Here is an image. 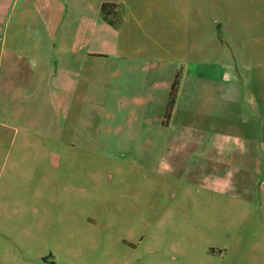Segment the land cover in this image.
Masks as SVG:
<instances>
[{
  "label": "rangeland",
  "instance_id": "1",
  "mask_svg": "<svg viewBox=\"0 0 264 264\" xmlns=\"http://www.w3.org/2000/svg\"><path fill=\"white\" fill-rule=\"evenodd\" d=\"M14 1L2 0L16 10L0 43V264H264L260 141L227 154V167L219 155L213 175L209 160L201 174L204 149L193 150L202 139L181 140L177 151L167 140L166 154L157 137L145 145L125 112L116 124L108 117L106 65L98 85L60 70L62 38L93 47L86 0H36L23 26L14 23L24 0ZM129 1L105 21L111 41L121 30L118 46L132 49L144 46V23L131 19ZM194 3L201 24L188 35L182 26V44L194 36L198 52L210 38L227 40L234 74L264 111V0ZM35 50L55 57L39 63Z\"/></svg>",
  "mask_w": 264,
  "mask_h": 264
},
{
  "label": "crops",
  "instance_id": "2",
  "mask_svg": "<svg viewBox=\"0 0 264 264\" xmlns=\"http://www.w3.org/2000/svg\"><path fill=\"white\" fill-rule=\"evenodd\" d=\"M122 1H81L85 4L82 11L86 12L87 8V19L95 24L91 43L93 47L83 49L84 41L78 35L74 40L70 39L73 45L69 47L67 37L62 38L64 51L59 59L63 75L68 77L87 74L91 76L89 80L91 85H98L101 84L99 75L106 71V65L111 76L109 104L115 106L108 116L110 121H115L112 124H116L115 117L123 111L129 129L137 130L138 136L144 137L145 145L146 140L154 137L164 141L166 145L169 142L167 140L173 139L174 143L176 141L178 144L177 147H173L175 151L179 148L178 142L181 140L202 139L200 147L196 143L193 147V150L204 149L205 157L208 156L205 162L203 161L202 175L206 172L204 170L209 168L207 160L212 161L213 165L208 174L213 175V171L219 170L217 164H221L219 155L224 156L222 161L227 167L228 160L225 157L227 154L234 151L237 153L238 150L242 154L247 153L251 141H260V145L264 146L262 101L255 98L259 95L254 94L251 97L245 95V88L241 82L243 78H238V75L234 74L235 68L238 69L240 64L236 57L233 63L229 54V42L222 37L220 40L210 38L207 45L198 52L191 49L195 47L196 37H186L182 44V26L188 35L191 26L195 28L201 24L197 21L195 0H183L189 2L187 4L189 7L185 6L183 10L181 0H130L128 11L131 13V19L135 22L142 19L141 22L144 23V46L140 44L132 49L131 45L118 46L121 30L113 32L117 35L113 36L111 41L109 35L111 26L100 14L103 3L119 5ZM36 5V0H24L23 8L19 11L14 25L19 20V25L23 26L27 17L22 12L32 10L34 12ZM10 8L14 13L16 7H8L0 0L1 44H4V30L11 16ZM206 11L211 14V6ZM182 12L186 16H182ZM83 23L78 22L80 26L87 25ZM220 28L222 29V25ZM236 33L239 34L240 30ZM255 40H259L258 36ZM32 56L39 60V63L46 59L52 62L55 53H50L47 57L35 50ZM34 66L37 70L38 66L35 63ZM262 69L264 71V67ZM178 73L176 101L169 119L166 120L170 89ZM230 73H233L231 78ZM76 84L77 90H83L78 80ZM82 94L78 92L77 97ZM230 141L234 142L235 146ZM167 147L168 145L164 147L162 154H166ZM262 148L264 150V147ZM149 150L151 152L149 147L144 146V153H149Z\"/></svg>",
  "mask_w": 264,
  "mask_h": 264
},
{
  "label": "trees",
  "instance_id": "3",
  "mask_svg": "<svg viewBox=\"0 0 264 264\" xmlns=\"http://www.w3.org/2000/svg\"><path fill=\"white\" fill-rule=\"evenodd\" d=\"M101 12H102V18L110 23L113 22V17L117 13V5L114 3H103L101 6ZM111 17V18H110ZM178 87H179V73L176 74L175 79L172 83L171 89H170V94H169V102L166 108V113H165V119L168 120L172 109L174 107L177 93H178Z\"/></svg>",
  "mask_w": 264,
  "mask_h": 264
},
{
  "label": "water",
  "instance_id": "4",
  "mask_svg": "<svg viewBox=\"0 0 264 264\" xmlns=\"http://www.w3.org/2000/svg\"><path fill=\"white\" fill-rule=\"evenodd\" d=\"M56 157H57V155L54 154V155H53V158H52L54 163L57 162L56 159H55Z\"/></svg>",
  "mask_w": 264,
  "mask_h": 264
}]
</instances>
